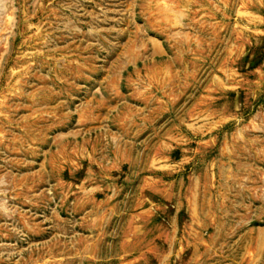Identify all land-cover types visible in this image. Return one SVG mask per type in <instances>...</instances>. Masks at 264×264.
<instances>
[{
  "label": "rangeland",
  "instance_id": "374dc122",
  "mask_svg": "<svg viewBox=\"0 0 264 264\" xmlns=\"http://www.w3.org/2000/svg\"><path fill=\"white\" fill-rule=\"evenodd\" d=\"M0 264H264V0H0Z\"/></svg>",
  "mask_w": 264,
  "mask_h": 264
}]
</instances>
